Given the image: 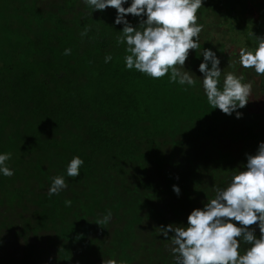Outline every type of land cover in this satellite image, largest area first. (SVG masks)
Listing matches in <instances>:
<instances>
[{"label":"trees","instance_id":"16d2710c","mask_svg":"<svg viewBox=\"0 0 264 264\" xmlns=\"http://www.w3.org/2000/svg\"><path fill=\"white\" fill-rule=\"evenodd\" d=\"M198 6L0 0V218L31 203L32 224L56 223L48 264H264L263 119L240 116L243 80L188 66L183 25L214 0ZM230 107L252 153L219 134Z\"/></svg>","mask_w":264,"mask_h":264},{"label":"rangeland","instance_id":"374dc122","mask_svg":"<svg viewBox=\"0 0 264 264\" xmlns=\"http://www.w3.org/2000/svg\"><path fill=\"white\" fill-rule=\"evenodd\" d=\"M200 4L198 6L199 11H203V4L205 0H194ZM225 5H228V2L225 3ZM214 15L210 13L207 16L206 22H203L201 24H197V22H187L185 25H183L185 31L187 32L186 36V44L192 43V41H195L196 44L194 45V48L191 51L192 56H189V52L187 53L188 56V66L190 65L191 58H205L201 59L202 65L206 69H209L210 72V78L212 81L215 79H222V81H233L235 83L241 82L243 79L241 76H245L243 70H241L239 67L241 64L239 63V58H234L232 56L234 50L232 51V48L235 49V47L232 46V42L229 39V36H231V30L229 31V36L226 34L225 30L220 28L221 25V19L219 17L215 18ZM242 19H244L241 15L233 16L232 21L235 22H242ZM217 20V21H215ZM223 20H225V17H223ZM248 20V19H244ZM232 23V22H230ZM230 25V24H229ZM228 28V27H227ZM225 36H224V35ZM242 36V35H241ZM243 37V36H242ZM192 44H190L191 47ZM237 51V50H236ZM200 60V59H199ZM206 70L203 68V71H201V68L199 67L197 71L193 72V75L198 72H205ZM185 72V69H184ZM183 72V73H184ZM185 76L192 77L191 72L185 73ZM247 83H245L246 85ZM205 88L204 90H209V92H214V90L208 88L206 84L204 83ZM227 85V84H225ZM224 85V86H225ZM208 88V89H207ZM254 90V89H253ZM250 90H245L246 94H248ZM223 93H221L222 95ZM215 98V97H214ZM247 104L248 108L240 113V116H242L245 119H249V125L251 126L252 130L255 131V127L257 128L256 124H258L256 121L259 119H264V95H258L257 93H251L247 96ZM233 108L230 107V109L224 110L221 115L220 119L223 120V124L220 125V132L219 134L222 136L223 140L226 141H239L242 147H238L237 151L242 154H249L253 152V144L252 139L249 138L244 140L246 138V135H244V132H241L240 130H232V128L229 126L230 115L233 117L234 113L232 112ZM256 119V120H254ZM258 128L260 129V125L258 124ZM247 144V145H246ZM213 145V144H212ZM261 147V146H260ZM217 147H214L215 150ZM234 148L236 149L237 146L234 145ZM237 154V152H236ZM261 166V165H260ZM260 168V167H259ZM0 194L3 196L2 198L11 199L12 197L11 193L4 189L3 194L0 192ZM24 199H26V196L29 200H34L36 198L35 192H32V194H27L24 192ZM28 209L26 211L20 212L19 214H22L25 219H19L15 216H10V220L14 222L13 224L9 223V221H6L5 218H0V220L3 223L0 224V236L4 241L5 246V253L0 252V264H4L3 261L9 260V255L13 256L14 261L13 264H20L16 263L15 260H18L21 254V249L23 248L25 251L24 255H26V252L31 250L35 254H39L38 257V263L37 264H48V258L46 259L45 254L48 247H50V235L53 239V236L56 235V223L49 224L48 226H51L52 229L41 228L40 222L38 224L31 223V219L34 215L33 210L34 207L29 204H27ZM23 210V209H20ZM0 213L3 215H7L3 208H0ZM35 216V215H34ZM37 218V216H35ZM17 224L15 225V223ZM45 224V221L42 223V225ZM53 224V225H52ZM25 236V237H24ZM53 245L56 244V241H52ZM51 254L55 255V252L53 249H50ZM30 260V264H31ZM36 264V263H34Z\"/></svg>","mask_w":264,"mask_h":264},{"label":"flooded vegetation","instance_id":"af4514ba","mask_svg":"<svg viewBox=\"0 0 264 264\" xmlns=\"http://www.w3.org/2000/svg\"><path fill=\"white\" fill-rule=\"evenodd\" d=\"M226 2H228V5H225ZM210 13L214 15L213 17L221 19L220 28L224 29L228 36V30H231L229 39L232 46L235 47V49L232 48V51L234 50L232 56L239 58L241 64L239 68L243 70L245 75L241 76L244 84L241 89L243 95L247 97L251 93H257L263 96L264 0H214V7ZM238 14L248 20L242 19V22L232 21V17ZM223 17H225V20H223ZM245 83L247 84L245 85ZM250 89L252 91L246 94L245 90ZM262 124H264V119ZM259 144L264 146V140H260ZM257 225L255 223V226Z\"/></svg>","mask_w":264,"mask_h":264}]
</instances>
